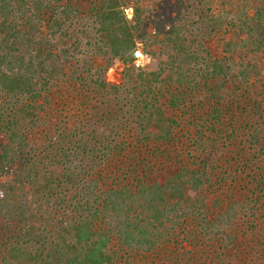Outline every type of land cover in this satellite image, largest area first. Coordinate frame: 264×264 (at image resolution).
<instances>
[{"label":"trees","instance_id":"1","mask_svg":"<svg viewBox=\"0 0 264 264\" xmlns=\"http://www.w3.org/2000/svg\"><path fill=\"white\" fill-rule=\"evenodd\" d=\"M145 3L0 0V264H264V0Z\"/></svg>","mask_w":264,"mask_h":264},{"label":"rangeland","instance_id":"2","mask_svg":"<svg viewBox=\"0 0 264 264\" xmlns=\"http://www.w3.org/2000/svg\"><path fill=\"white\" fill-rule=\"evenodd\" d=\"M175 0H171V3H173ZM147 3H145V8H149V10L152 12V15L156 18H159V16L157 15V10L160 9V7L162 5V2H165V0H146ZM164 8H162V11H163ZM127 12L129 13L130 16L131 13H132V9H128ZM169 12V10H166V13ZM154 19V20H155ZM154 24V23H152ZM150 29H152V25H150ZM222 38H224V34L223 35H220L217 37V39H215V41H218ZM141 48H142V45H141ZM150 49V48H149ZM153 50V49H152ZM156 50V49H154ZM140 52L141 54L140 55H137V65L138 66H142V67H145V68H148V69H153V68H156L159 66L160 62L163 60V56L162 55H157L155 57H153L151 55V50H148V54L147 53H144L143 50L140 49ZM251 57V54L248 56V58ZM261 65V63H259L257 66L259 67ZM122 69H123V66L121 64V62L119 61H116L114 65H112L108 71H107V78L110 80V81H117L120 76H121V72H122ZM116 102V101H115ZM116 104L113 105V108L115 109ZM0 140H1V137H0ZM190 142V141H189ZM196 147H192V149H190L192 151V153H196ZM252 212V211H251Z\"/></svg>","mask_w":264,"mask_h":264},{"label":"built area","instance_id":"3","mask_svg":"<svg viewBox=\"0 0 264 264\" xmlns=\"http://www.w3.org/2000/svg\"><path fill=\"white\" fill-rule=\"evenodd\" d=\"M136 54L137 55H140L141 54L140 49L136 52Z\"/></svg>","mask_w":264,"mask_h":264}]
</instances>
